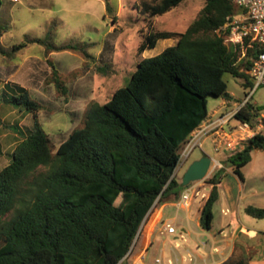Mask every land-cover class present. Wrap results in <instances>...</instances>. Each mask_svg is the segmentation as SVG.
Wrapping results in <instances>:
<instances>
[{
  "label": "trees",
  "instance_id": "obj_1",
  "mask_svg": "<svg viewBox=\"0 0 264 264\" xmlns=\"http://www.w3.org/2000/svg\"><path fill=\"white\" fill-rule=\"evenodd\" d=\"M186 1L152 0L143 3L142 12L161 16ZM107 11L113 12L109 4ZM236 11L230 0H205L184 32H150L139 54L160 40L177 42L143 58L106 103H93L84 125L56 152L39 118L41 103L25 87L7 84L3 102L31 114L34 124L25 130L10 126L17 139L9 164L0 170V264H119L128 255L154 204L178 198L184 188L174 174L183 145L209 119V98L233 100L225 75L243 79L245 90L254 86L250 58L260 51L250 47L240 62L241 50L217 33ZM0 30H6L1 23ZM263 110L249 101L236 118L254 126ZM257 149H264V133L229 158L241 178ZM224 171L207 181L213 188L201 212L206 230L212 228ZM246 212L264 218V208L248 206Z\"/></svg>",
  "mask_w": 264,
  "mask_h": 264
},
{
  "label": "rangeland",
  "instance_id": "obj_2",
  "mask_svg": "<svg viewBox=\"0 0 264 264\" xmlns=\"http://www.w3.org/2000/svg\"><path fill=\"white\" fill-rule=\"evenodd\" d=\"M0 1V23L6 27L0 30V170L9 164L16 146L17 137L10 126L25 130L34 124L31 114L1 99L3 91L10 92L8 83L25 87L41 103L39 118L56 152L73 130L84 125L93 103H106L130 81L143 58L158 55L177 42L160 40L154 49L139 54L138 47L150 32H184L205 5V0H187L171 12L152 17L142 12L143 3L152 0ZM108 4L113 12L107 11ZM21 44L25 47L14 50ZM67 44H79L82 49H59ZM224 78L233 97L226 100V109L237 108L252 89L245 90L244 80L231 74ZM223 101L210 97L209 113L219 109ZM251 101L264 107V85L254 91ZM236 125L238 121L232 120L230 126ZM230 126L225 129L230 130ZM204 147L208 155L222 154L216 152L210 139ZM199 150L196 147L194 152ZM253 156L255 166L264 163V150L255 151Z\"/></svg>",
  "mask_w": 264,
  "mask_h": 264
},
{
  "label": "crops",
  "instance_id": "obj_3",
  "mask_svg": "<svg viewBox=\"0 0 264 264\" xmlns=\"http://www.w3.org/2000/svg\"><path fill=\"white\" fill-rule=\"evenodd\" d=\"M226 108L224 99L219 109L209 113L208 121L234 109ZM199 129L191 139L196 137ZM209 139L212 142L211 136H197L202 144L200 150L194 152L193 149L180 159L174 176L181 185L185 173L195 161L205 156L214 160V170L212 168L208 175L211 178L233 155L226 149L218 152L222 153L219 156L208 155L204 143ZM241 146L244 147L245 142H241L238 148ZM261 150L264 149L255 151ZM253 154L252 160L242 169L243 178L235 173L234 167L225 168L218 184L220 196L213 208L210 230L202 227L201 212L213 186L206 179L187 187L182 185L184 188L178 198L171 195L154 204L131 251L119 264H158L157 259H161V264H264V218H254L246 212L248 206L264 208V163L255 166ZM190 186L199 189L205 197L200 195L184 201L182 196ZM168 225L175 227V232L170 233Z\"/></svg>",
  "mask_w": 264,
  "mask_h": 264
},
{
  "label": "built area",
  "instance_id": "obj_4",
  "mask_svg": "<svg viewBox=\"0 0 264 264\" xmlns=\"http://www.w3.org/2000/svg\"><path fill=\"white\" fill-rule=\"evenodd\" d=\"M230 1L237 11L228 17L226 24L218 29L217 33L224 38L225 43L229 47L235 51L241 50L240 62L246 56L247 50L250 47H254L260 51L250 58L252 63L250 75L254 86L251 88L252 92L248 91L246 98L239 107L221 115L216 120L205 122V125L199 129L196 137L191 139L184 147L181 152V158L188 156L196 147L202 146L201 142L197 140V136L199 135L211 136L216 152L226 149L234 154L241 150L238 148L241 142H245L255 134L264 131L263 112L257 117L254 126L248 121H240L236 118L238 111L247 102H252L251 99L254 91L264 85V0ZM253 104L257 105L256 103ZM234 119L238 121V125L230 126L231 121ZM227 125L230 126V130L225 129ZM195 139L197 140L196 142ZM200 195L201 191L199 189L190 186L189 190L183 194L182 199L189 201L191 198H197ZM201 197L204 198L205 195L203 194ZM167 228L170 233L175 232V227L168 225ZM156 262L161 264V259H157Z\"/></svg>",
  "mask_w": 264,
  "mask_h": 264
},
{
  "label": "water",
  "instance_id": "obj_5",
  "mask_svg": "<svg viewBox=\"0 0 264 264\" xmlns=\"http://www.w3.org/2000/svg\"><path fill=\"white\" fill-rule=\"evenodd\" d=\"M213 165L214 160L210 156H205L200 160L195 161L185 173L182 185L188 186L193 182L206 179L212 170ZM233 166L234 163L231 161L226 163L227 168H231Z\"/></svg>",
  "mask_w": 264,
  "mask_h": 264
}]
</instances>
